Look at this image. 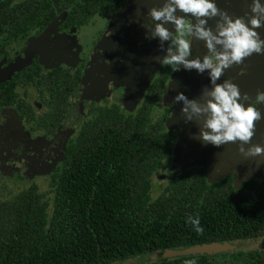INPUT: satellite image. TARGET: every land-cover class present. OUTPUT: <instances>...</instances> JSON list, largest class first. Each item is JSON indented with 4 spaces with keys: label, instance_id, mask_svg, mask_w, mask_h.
Here are the masks:
<instances>
[{
    "label": "trees",
    "instance_id": "trees-1",
    "mask_svg": "<svg viewBox=\"0 0 264 264\" xmlns=\"http://www.w3.org/2000/svg\"><path fill=\"white\" fill-rule=\"evenodd\" d=\"M56 2L59 12H76L79 4L48 0L49 14ZM80 3L86 12L90 0ZM17 11L40 13L25 6ZM151 94L135 115L115 106L97 110L67 148L50 184L51 202L36 193L0 200V264H120L264 237V187L252 181L237 193L230 180L210 186L206 170H187L153 199L152 179L172 139L163 120L151 117ZM189 215L199 216L202 232L185 223ZM214 255L151 264H212ZM235 264H264V256L249 254Z\"/></svg>",
    "mask_w": 264,
    "mask_h": 264
},
{
    "label": "flooded vegetation",
    "instance_id": "flooded-vegetation-1",
    "mask_svg": "<svg viewBox=\"0 0 264 264\" xmlns=\"http://www.w3.org/2000/svg\"><path fill=\"white\" fill-rule=\"evenodd\" d=\"M47 1L0 0V174L5 177H0V200L6 201L13 196L36 193L42 195L46 202H51L53 194H49L50 184L64 162L60 161L49 172L41 165L33 168L31 175L24 174L21 167L26 163V154L17 143L18 135L22 141L44 139L48 142L63 135L67 141H60L61 144L57 147H63L65 144V154L83 127L92 122V117L98 109L115 106L126 116L135 115L144 106L151 91V95L155 97L151 117L154 122L163 120L164 132L172 139L171 153L157 173L164 171L167 165L171 166L176 159H181L184 163L186 155L191 158L196 154L198 158V151L207 143L193 137H197L195 133L202 126L203 117L193 116L192 120L187 121L181 112L182 103L175 104L174 97L182 92L189 99L204 103L202 89L210 87L207 74H197L194 69L186 71L182 67L173 71L171 66L161 64L143 94L138 89L145 73L148 74L149 68L154 66L150 56L158 40L145 39L146 30L142 25L150 19L148 10L151 7H159L162 0H103L101 3L98 0H90L85 6L86 12H83L84 8L80 10L81 0H74L75 4L79 3L76 12H71L70 9L59 12L60 3L56 2L50 14L46 11ZM217 2L218 0L216 4ZM23 6L33 11L40 10V13L34 11L29 15L28 12H18ZM226 6L228 8L217 5L233 17L240 16L247 20L251 15L249 6ZM242 10L249 12H241ZM217 19L218 17L208 20V26L214 29ZM257 31L261 33V38H264V29ZM107 34H110L105 56L108 57V75L99 80L104 83L108 80V91H105L104 95L98 91L85 101L84 92L90 86L88 80L95 75L98 65L91 77L87 78V74L96 57L97 48ZM206 52L203 41L194 38L190 58L202 57ZM150 61L152 65L146 68ZM243 62L244 59L239 65L234 64L226 69L217 82L227 79L234 83ZM17 65L20 66L19 69L9 72ZM99 66L100 70H104L106 64ZM8 73V77L2 81L1 78ZM134 81L135 85L132 84ZM131 84L134 85V91L130 96L135 103L129 111L122 102L125 101L123 95L127 96ZM82 86L84 88L80 94ZM79 94L76 104L74 100ZM76 106L81 108L79 115L72 117ZM177 119H180V126L171 127V121ZM186 133L191 135L188 143L183 141ZM230 144L231 142L226 143L217 165L222 163L224 152ZM236 159L239 160L238 157ZM188 164L189 167L184 171L206 170L210 186L230 180L231 188L237 193L250 181L264 187V178L251 177L236 188L235 181L242 170L237 164L227 175H218L220 178L217 180H214L208 165L197 166L192 160ZM6 168L8 169L4 172ZM10 169L15 171L9 175L7 172H11ZM179 175L180 173H177L171 177L161 192ZM43 182L47 184L46 189L39 187ZM256 187L252 191L258 190ZM230 245L235 247L234 250L214 255L210 260L212 264H235L237 260L244 261L249 254L264 256V237L237 241ZM252 245L258 248L253 249Z\"/></svg>",
    "mask_w": 264,
    "mask_h": 264
},
{
    "label": "clouds",
    "instance_id": "clouds-1",
    "mask_svg": "<svg viewBox=\"0 0 264 264\" xmlns=\"http://www.w3.org/2000/svg\"><path fill=\"white\" fill-rule=\"evenodd\" d=\"M249 8L251 15L245 20L219 9L216 0H162L159 7L148 10L150 19L142 27L146 30L145 39H158L165 53L156 58L158 62L171 66L173 71L182 67L207 74L210 87L202 89L204 103L189 99L182 92L174 97L175 104L182 103L181 112L187 121L193 116L203 117L199 139L216 147L240 141V152L256 156L264 154V146L252 145L245 152L243 145L254 135V121L261 119L257 105L264 102V92L245 107L236 84L227 79L217 82L230 66L239 65L253 53L264 54V38L257 31L264 27V2L251 0ZM215 17L219 19L213 29L208 20ZM194 38L203 41L207 49L202 57L190 58ZM244 99H248L246 94ZM185 223L196 232L203 231L199 216L189 215Z\"/></svg>",
    "mask_w": 264,
    "mask_h": 264
},
{
    "label": "rangeland",
    "instance_id": "rangeland-1",
    "mask_svg": "<svg viewBox=\"0 0 264 264\" xmlns=\"http://www.w3.org/2000/svg\"><path fill=\"white\" fill-rule=\"evenodd\" d=\"M238 2H237V0H218L217 4H219L218 6H220V7L224 6V7L228 8V6H226V5H229V6L232 4L239 5ZM262 2H264V0H262ZM250 3H251V0L249 1V5H250ZM249 5H247V6H249ZM218 19H219V17H218ZM259 29L263 30L264 27L259 28ZM106 52L103 53L101 55V58H100V62L102 61V64L105 63L106 67L104 68V70H100L101 68L99 66L100 69L99 70L97 69V71L95 70L96 71L95 75L88 80L90 82V86L88 85L89 87H87L86 91L84 92V94L86 95L85 101H87L89 98H92L93 94L97 93L98 91L101 93V95H104L105 91H108V85L106 84L108 82V80H105L106 83L99 80L100 78L108 75V57H105ZM253 55H255V53H253L251 56H253ZM247 62H249V56H248L247 60L243 62V64L244 63L247 64ZM100 72L102 73V75H100L101 74ZM131 72L133 73V71H131ZM135 75H137V73H135ZM132 84L135 85V81ZM132 84L130 85V87L127 90L128 91L127 96L125 94L123 95L125 97L124 98L125 101L122 102L125 104L126 108L129 111L132 110V106H134V103H135V101L132 100L131 96H130V95H132V92L134 91V85H132ZM120 89L123 90V88H120ZM123 91H125V90H123ZM127 91H125V92H127ZM87 97H89V98H87ZM78 100H79L78 97H76L74 100V103H76ZM76 104H78V103H76ZM77 106L74 108V113H72V117H73V115H75V116L79 115V110L81 109L79 107L81 106V104L78 107L79 109L77 108ZM170 124H171V127H172V125L174 127H177V126H180L181 122H180V119H177L174 121L172 120ZM189 136H191V135L186 133L185 137L183 138V141L187 142V140L189 139ZM16 140H17V143L20 145V148L26 154V157H25L26 163L21 167V169L24 170V174L28 173L27 175H31V173H33L32 169L36 168V167H40L41 165L42 166L44 165V167H46V166H52L54 164L55 165L59 164L60 163V154H61V160H62L63 152L65 149V144L63 147H61L62 145L60 147H57V145L61 144L60 141H64L65 143L67 141L63 137V135H61L59 138H57L55 141H52V142H48L44 139H40L38 141H22L20 139V135L17 136ZM225 145H226V143L219 146V147H216L210 143H207L204 148H201L198 151V153H199L198 158L196 157V154L194 156H191V158H189V155H186L183 159L184 163H182L181 159H180V161L176 159L175 162L171 166L167 165L166 168L164 169V171L157 173L155 175V177L153 178V183H152V186H153L152 197H153V199L157 198V196L161 193V190L165 187V185L167 184V182L169 181V179L171 177L177 175V173L181 174L185 169H187V167H189L188 162L189 161L191 162V160H192V162L197 164V166H203V165L207 166L208 165L211 168L212 175H213L215 168L217 166V160H218L219 156L221 155ZM252 145L264 146V133L259 135L254 141H252L249 145H247L245 147V152ZM192 151H194V150H192ZM238 161H239L238 165H240L239 169H241L243 166L246 165L245 166L246 167V169H245L246 173L243 172L242 170L239 171V177L235 181L236 186H237L236 188H239L240 184L244 180H247L251 177L264 178V154L252 156V155H245V153H243ZM7 169L8 168H6V170L4 172H6ZM10 171L11 172H9V173L7 172V174H9V175L12 174V172H14L15 169L14 170L10 169ZM0 177L5 178L3 176V174H0ZM42 181H44V180H42ZM45 183L42 186L39 185V187L41 189H46L47 184L45 185ZM39 184H40V182H39ZM252 248L257 249L258 247L255 245H252ZM226 257H228V256L226 255ZM136 260L138 262L137 264H151V263H155V262L160 261L161 260V254L143 255V256H140L139 258H137Z\"/></svg>",
    "mask_w": 264,
    "mask_h": 264
},
{
    "label": "water",
    "instance_id": "water-1",
    "mask_svg": "<svg viewBox=\"0 0 264 264\" xmlns=\"http://www.w3.org/2000/svg\"><path fill=\"white\" fill-rule=\"evenodd\" d=\"M239 1V2H238ZM250 0H237L239 7H247L249 5ZM219 5V4H217ZM241 12H249V10H242ZM110 34H107L101 41L99 47L97 48L96 57L93 59V64L91 69L88 71L87 78L91 75L93 71H95L97 65L99 70V65H103L102 61L100 62L101 55L107 51L108 46V38ZM165 47H167V42L165 43ZM165 53L161 50L159 41L155 43L154 49H152L150 59L151 61H154V66L150 67L151 61L148 64L146 68L150 69V72L148 74L145 73V77L142 78V82L139 85V88L141 93L143 94V91L149 86L150 82L153 79V76L155 72L157 71L159 65H161L160 62L157 61V57L162 58ZM194 56L193 58H195ZM248 57L244 58V61L247 60ZM242 66V67H241ZM240 66V73L238 74V78L234 82L240 90L241 93V100L240 102L245 105V107L250 104L252 101L255 100V97L258 93L264 92V54L258 55L255 53L253 56H249V62L247 64H243ZM19 65L17 67H13L10 69L9 72L14 71L16 69H19ZM146 71V70H145ZM12 73V72H11ZM9 75L6 74L1 80L3 81L5 78H7ZM91 77V76H90ZM90 79V78H89ZM86 83V82H85ZM208 85V84H207ZM84 86L81 88V92L83 91ZM80 94L77 96L80 97ZM245 94L247 95L248 99H244ZM135 101V100H134ZM257 110L261 113V119L254 121V135L250 138V141L247 144H244V148L249 145L252 141H254L259 135L264 133V102L260 103L257 106ZM197 135L194 136L195 138H199V129L195 133ZM196 139V140H197ZM242 142L235 141L231 142L229 147L224 152V156L222 158V163H219L215 171L213 173L214 180L219 179L218 175L223 176L227 175L228 171L235 166V164H239L237 157L240 159L242 156V152L239 151V147ZM65 150V149H64ZM64 158V152L62 156V160ZM61 160V154H60V161ZM237 160V161H236ZM57 165V164H56ZM56 165L52 166H46L48 172L50 169H53L56 167ZM240 166V165H238ZM246 166V165H245ZM242 167V171L245 172L246 167ZM246 173V172H245ZM234 246L230 244H209V245H200V246H194L191 248L183 249V250H166L161 254V260L164 259H176V258H184V257H190V256H197V255H213V254H220V253H227L231 250H234ZM136 259H129L127 261H124L120 264H137Z\"/></svg>",
    "mask_w": 264,
    "mask_h": 264
}]
</instances>
